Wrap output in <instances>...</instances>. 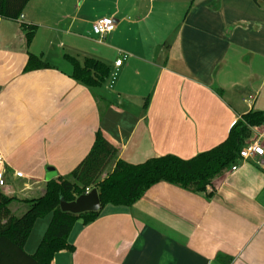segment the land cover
Listing matches in <instances>:
<instances>
[{"label":"crops","instance_id":"obj_1","mask_svg":"<svg viewBox=\"0 0 264 264\" xmlns=\"http://www.w3.org/2000/svg\"><path fill=\"white\" fill-rule=\"evenodd\" d=\"M104 18L117 27L100 40L93 25ZM21 24L38 29L31 45ZM31 54L51 68L25 72ZM66 55L107 65L109 79L98 88L74 80ZM250 111L264 112V0H31L18 22L0 18L7 196L41 197L49 169L70 178L98 132L129 164L188 160L226 141ZM255 143L264 149V126ZM232 168L206 192L160 183L132 207L106 206L75 224L74 250L52 264H222L218 255L264 264V155ZM52 217L36 222L28 254Z\"/></svg>","mask_w":264,"mask_h":264},{"label":"trees","instance_id":"obj_2","mask_svg":"<svg viewBox=\"0 0 264 264\" xmlns=\"http://www.w3.org/2000/svg\"><path fill=\"white\" fill-rule=\"evenodd\" d=\"M30 1L0 0V18L18 22ZM21 29L31 45L37 27L21 24ZM65 58L73 67L74 80L87 87H101L110 77L109 67L97 60L86 59L82 63L72 56L66 55ZM49 68V64L31 54L25 72ZM262 126L264 112L250 111L231 127L226 141L209 151L188 160L167 155L139 165L117 160L119 150L98 132L90 154L70 178L60 177L48 182L41 197L20 199L7 196L0 189V264H52L61 251L74 250L69 237L78 221L82 220L86 225L93 223L108 205L132 207L157 184L168 183L193 193L206 192L215 179L239 164L243 148L253 138V130ZM111 164L112 172L103 179ZM94 189L99 193L100 211L75 215L62 210L63 202H74ZM15 202L27 206L21 217L11 211ZM48 215L53 216L51 223L37 251L30 255L25 250L26 244L36 222ZM217 261L230 264L232 258L218 255Z\"/></svg>","mask_w":264,"mask_h":264},{"label":"built area","instance_id":"obj_3","mask_svg":"<svg viewBox=\"0 0 264 264\" xmlns=\"http://www.w3.org/2000/svg\"><path fill=\"white\" fill-rule=\"evenodd\" d=\"M117 24L114 21V19L111 18H104L99 21H97L93 25V32L95 35H97L100 40H104L107 35L113 33L116 30ZM122 65V60H118L116 62V67H120ZM264 155V149L258 145V144H251L247 145L242 150V159L247 160L254 156H263ZM2 158L0 155V184L2 182V176L4 172V164H2ZM233 171L237 170V166H234L232 168Z\"/></svg>","mask_w":264,"mask_h":264},{"label":"water","instance_id":"obj_4","mask_svg":"<svg viewBox=\"0 0 264 264\" xmlns=\"http://www.w3.org/2000/svg\"><path fill=\"white\" fill-rule=\"evenodd\" d=\"M57 177L53 169H49L46 181L50 182ZM61 208L65 212L80 215L87 212H98L102 209L99 193L96 189L90 193L79 197L76 201L67 203L63 202Z\"/></svg>","mask_w":264,"mask_h":264},{"label":"rangeland","instance_id":"obj_5","mask_svg":"<svg viewBox=\"0 0 264 264\" xmlns=\"http://www.w3.org/2000/svg\"><path fill=\"white\" fill-rule=\"evenodd\" d=\"M260 2V1H259ZM258 2V3H259ZM112 170H113V165L111 164L110 166H109V168L105 171V173H104V175H103V179H105L111 172H112ZM36 187V186H35ZM32 196V195H31ZM30 196V197H31ZM30 197H28V198H26V199H34V198H30ZM19 217H21V215L19 216Z\"/></svg>","mask_w":264,"mask_h":264}]
</instances>
